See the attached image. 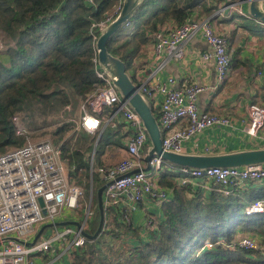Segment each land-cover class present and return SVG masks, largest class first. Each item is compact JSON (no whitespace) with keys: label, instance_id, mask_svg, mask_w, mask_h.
<instances>
[{"label":"trees","instance_id":"trees-1","mask_svg":"<svg viewBox=\"0 0 264 264\" xmlns=\"http://www.w3.org/2000/svg\"><path fill=\"white\" fill-rule=\"evenodd\" d=\"M235 1L238 0H139L132 19L107 42V51L125 64L126 73L135 84L130 71L158 32L209 18L222 5ZM118 2L0 0V47L5 41L4 55L0 57V155L25 144V136H15V115L32 134L47 133V128L56 127L51 140L59 149L69 182L83 187L88 201L92 189L93 215L86 229L88 235H93L99 226L96 195L104 185L100 176L91 172L94 158L97 156L96 170L102 168L106 150L123 148L124 136L118 132L116 138L120 126L116 130L108 125L97 139L75 131L73 122L62 123L60 117L66 114V108L70 106L74 111L80 100L102 86L95 75L91 27L101 22ZM232 40L228 39L229 45ZM150 149L149 141L144 153ZM179 168L164 162L157 176L158 186L172 195L152 213L156 214L152 230L136 227L132 222L125 224L121 212H112L101 234L76 252L71 264H255L248 258L255 251L230 249L229 245L238 233L264 240V214L245 215L250 204L264 201V186L253 184L257 189L224 196L218 186L208 192L202 186H181L187 175ZM206 242L219 244L207 249Z\"/></svg>","mask_w":264,"mask_h":264},{"label":"built area","instance_id":"built-area-1","mask_svg":"<svg viewBox=\"0 0 264 264\" xmlns=\"http://www.w3.org/2000/svg\"><path fill=\"white\" fill-rule=\"evenodd\" d=\"M122 3L123 0H119L101 22L91 27L96 53L95 75L102 86H97L88 94L81 107L80 128L88 135L97 134L99 137L105 126L120 113L131 130V135L125 143V157L114 166L96 170L98 175L103 176L104 185L108 184L102 195L103 228L107 226V218L110 219L112 212H121L123 223L129 224L132 222V214L145 198L157 209L168 200V191L157 184V176L164 161L161 157L153 156L145 163L147 154L144 151L149 138L143 123L122 99L111 78L97 62L96 42L118 16ZM196 34L201 35L208 47L207 52L202 54V60L213 63L217 84L222 85L230 72L228 42L226 37L215 30L210 17L192 20L158 32L155 35L157 42L154 45V56L157 61H161V67L156 71L162 70V61L165 59L181 60L184 56L182 43ZM158 83L154 87L147 80L137 85V88L148 101L152 100L156 93L163 96L156 121L164 152L182 154L183 144L205 129L230 126V119L227 117L199 111L197 97L205 90L203 86L192 84L175 88L172 78ZM105 108L113 109V114L108 120L99 117ZM248 118L246 133L264 146V107L250 106ZM12 123L15 136H25L26 141L22 147L13 148L0 155V264H30V259L35 256H46L48 259L45 264H54L64 259L69 260L68 264H71L74 254L89 241L83 233H86L92 220L90 202L83 211L80 207L82 190L69 182L59 149L49 141H31L29 132L22 127L18 115L12 118ZM147 165L150 170L146 172L144 169ZM178 171L187 175L181 180V186L190 184L207 188L205 184L211 183L214 187L218 186L219 192L224 196H229L247 183L264 181V165L260 164L238 168L181 167ZM91 172L94 170L91 169ZM40 199L43 206L39 203ZM263 214V200L255 201L245 209V215L249 217ZM65 215L72 219L62 225L58 220ZM155 215L151 213L146 218L143 228H154ZM75 218L79 220L74 222ZM72 222L78 223L79 226L71 225ZM43 227L44 231L34 242ZM218 244L206 242L205 247L212 249ZM229 247L246 251L260 250L259 244L249 236L234 240ZM62 264L66 263L63 261Z\"/></svg>","mask_w":264,"mask_h":264},{"label":"crops","instance_id":"crops-1","mask_svg":"<svg viewBox=\"0 0 264 264\" xmlns=\"http://www.w3.org/2000/svg\"><path fill=\"white\" fill-rule=\"evenodd\" d=\"M263 6L264 3L262 8ZM247 12L248 0H238L222 5L210 17L215 30L226 37L227 42L230 37L233 38L231 45L228 42L231 69L222 85L217 84L213 63L202 60V54L207 52L208 47L200 34H196L182 43L184 56L181 60H163V68L159 72L156 70L161 67V61L155 59L154 45L157 39L153 37L141 57L135 61L133 70L130 71V74L136 79V86L148 80L155 87L159 84L158 82L162 83L170 78L175 81V88H182L192 84L203 86L205 90L197 97L199 111L230 119V126L210 127L185 142L182 153L184 155L219 156L264 149V146L257 139L250 137L246 133L250 106L258 105L264 107V25L251 19ZM145 100L150 105L156 118L163 96L156 93L152 100ZM112 114L113 109L105 108L99 114V117L108 120ZM108 125L113 129L120 126L118 131H116L117 129L115 130V137H119L118 132H120L121 136H124L122 140L124 145L123 148H108L106 152L108 150L115 153L119 151L120 157L124 158L126 155L125 143L131 135V130L123 121L121 113L116 115ZM253 184L260 188L264 186V181L247 183L236 191H246L251 188L257 189L254 188ZM205 185H207V188L201 187V189L207 192L212 191L211 187L214 186L211 183H206ZM171 195L172 192L168 191V198ZM156 210L155 205L145 198L139 204L136 212L132 214V223L136 227L143 228L146 218L151 213H156ZM69 219L72 218L65 215L58 221L64 225L63 222H68ZM73 220L76 222L79 219L75 218ZM247 236L254 238L260 247V250L255 251L253 255H249L248 258H251L255 264H264V240L262 237L248 233H238L234 240ZM48 256L50 257V255ZM46 259H48L46 256H41V258L35 256L30 259V264H45ZM63 261L66 264L69 263V260L64 259L54 264H62Z\"/></svg>","mask_w":264,"mask_h":264},{"label":"water","instance_id":"water-1","mask_svg":"<svg viewBox=\"0 0 264 264\" xmlns=\"http://www.w3.org/2000/svg\"><path fill=\"white\" fill-rule=\"evenodd\" d=\"M264 0H248V15L254 21L264 25V10L262 4ZM139 7V0H123L122 8L115 20L101 33L96 42L97 62L101 69L111 78L113 85L118 90L120 96L133 111L140 117L143 127L148 135L151 149L147 153L144 161L148 163L153 156L161 157L164 162L186 167L191 169H207L215 167H243L250 165H264V149L244 151L240 153L219 155V156H198L184 155L164 152L161 144V133L157 124L156 118L153 115L150 105L145 98L138 92L137 86L132 82L129 75L126 73L125 64L118 58L113 57L107 51L106 44L109 39L117 33L122 26L132 19ZM99 138V137H98ZM97 142V140H96ZM96 146V143H95ZM147 165L144 171H149ZM96 174L98 172L96 171ZM102 179L103 176L99 175ZM108 184L103 185L97 191V202L100 213V222L97 231L93 235L83 233L89 241L95 240L102 232L104 224V214L102 205V195ZM91 203V199L89 201ZM43 206L42 200H39ZM45 213V212H43ZM71 225L79 226L78 223L72 222ZM45 227H43L36 235V242Z\"/></svg>","mask_w":264,"mask_h":264},{"label":"rangeland","instance_id":"rangeland-1","mask_svg":"<svg viewBox=\"0 0 264 264\" xmlns=\"http://www.w3.org/2000/svg\"><path fill=\"white\" fill-rule=\"evenodd\" d=\"M263 9H264V6H263ZM136 23H138L137 25H139V21L136 22ZM257 25H258V23H257ZM131 30H134V28H132ZM4 42L5 41H1L0 57H3V55H4V50H5V43ZM83 101H84V98L79 101L78 107L74 111H73V109L70 106H69V108H66L63 111V113L66 112V114H62L61 117H60L62 119L61 120L62 123H64V121L73 122L74 125H75L74 130L77 131V132L83 131L80 128L81 117H82V115H81V107H82V102ZM68 113L71 114V115H68ZM55 128L56 127L47 128V131H48L47 133H44L43 131H39V132H36V133L32 134V133L29 132V139L31 141H35V142L49 141L50 143H52L51 133L55 130ZM89 136L97 137V139H98L97 134L95 136H93V135H89ZM114 153L115 152H111L110 150H108L105 153L104 157L102 158V162H103V166L102 167L114 166L115 164H117L118 162H120L122 160V158L120 157L119 151L116 152L115 154ZM92 160H93V157H92ZM96 166H97V156L94 158V173H95V176L97 175L96 174ZM66 171H67V169H66ZM72 184L78 186L82 190V198H81V201H80V203H81L80 207L82 208L83 211H85V209L88 207L89 201L86 200V198H85L84 189H83V187H81V186H79V185H77V184H75L73 182H72ZM97 185H98V182H97V179L95 178V180H94V189H96ZM91 192H92V189L89 192L90 193L89 194L90 198H91V196H90Z\"/></svg>","mask_w":264,"mask_h":264}]
</instances>
